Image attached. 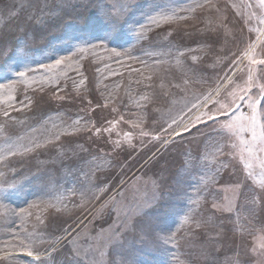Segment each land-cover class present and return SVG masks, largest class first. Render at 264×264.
Returning a JSON list of instances; mask_svg holds the SVG:
<instances>
[{
    "label": "rangeland",
    "instance_id": "rangeland-1",
    "mask_svg": "<svg viewBox=\"0 0 264 264\" xmlns=\"http://www.w3.org/2000/svg\"><path fill=\"white\" fill-rule=\"evenodd\" d=\"M253 60L264 0H0V264H260Z\"/></svg>",
    "mask_w": 264,
    "mask_h": 264
},
{
    "label": "snow or ice",
    "instance_id": "snow-or-ice-1",
    "mask_svg": "<svg viewBox=\"0 0 264 264\" xmlns=\"http://www.w3.org/2000/svg\"><path fill=\"white\" fill-rule=\"evenodd\" d=\"M199 6V5H198ZM113 51H115V50H113ZM117 55H119V53H116ZM57 64H59V63H61V61H57L56 62ZM253 63H260V64H264V60H262V61H256V60H253ZM20 75H24L23 73H20ZM0 87H2V86H0ZM5 115H7V112H5ZM251 119H252V121H253V123L255 122V117L253 116V117H251ZM229 127H231V125H229ZM255 128L253 127V136L255 137ZM260 137H261V139H264V131H262L261 133H260ZM29 255H31V253H29ZM260 264H264V259H262L261 261H260Z\"/></svg>",
    "mask_w": 264,
    "mask_h": 264
}]
</instances>
